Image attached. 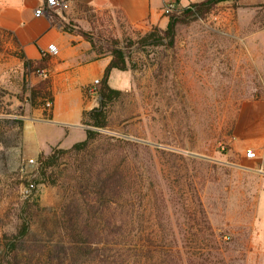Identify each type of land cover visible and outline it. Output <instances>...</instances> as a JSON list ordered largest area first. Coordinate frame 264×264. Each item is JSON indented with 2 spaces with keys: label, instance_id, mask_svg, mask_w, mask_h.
<instances>
[{
  "label": "rangeland",
  "instance_id": "obj_1",
  "mask_svg": "<svg viewBox=\"0 0 264 264\" xmlns=\"http://www.w3.org/2000/svg\"><path fill=\"white\" fill-rule=\"evenodd\" d=\"M198 1L168 15L169 23L177 19L175 31L161 40L152 38L165 35L169 23L122 34L98 26L101 51L125 47L130 68L110 82L123 93L110 105L109 125L50 169L56 182L43 178L40 155L30 173V158L15 143L7 150L0 143V252L22 225L25 203L33 234L53 228L60 237V207L78 199L89 166L98 172L125 159L144 176L148 221L166 223L168 239H196V264H264V179L242 146L263 118L264 0H224L205 15L189 13ZM95 99L99 105L100 95ZM6 130L0 125V140ZM30 182L36 187L27 197ZM163 197L158 210L155 200Z\"/></svg>",
  "mask_w": 264,
  "mask_h": 264
},
{
  "label": "crops",
  "instance_id": "obj_2",
  "mask_svg": "<svg viewBox=\"0 0 264 264\" xmlns=\"http://www.w3.org/2000/svg\"><path fill=\"white\" fill-rule=\"evenodd\" d=\"M167 1L67 0L65 8L38 13L46 0H0V125L8 128L0 143L6 150L15 143L31 159L86 139L85 111L98 105L90 87L103 78L113 54L97 49L80 29L97 35L99 25L109 34H122L126 28L166 27ZM191 1L180 0V4L187 6ZM52 43L57 53L50 51ZM39 68L46 69L49 77L40 74ZM123 71L114 68L110 82ZM34 90L45 94L37 95L36 102ZM51 97L53 107L47 110L45 101ZM262 117L242 146L246 155L250 148L257 151L252 169L264 179V110ZM258 209L264 226V189Z\"/></svg>",
  "mask_w": 264,
  "mask_h": 264
},
{
  "label": "trees",
  "instance_id": "obj_3",
  "mask_svg": "<svg viewBox=\"0 0 264 264\" xmlns=\"http://www.w3.org/2000/svg\"><path fill=\"white\" fill-rule=\"evenodd\" d=\"M221 1L224 0L194 2L186 10L205 15ZM170 15L176 16L177 13ZM176 21L174 19L169 23L165 35L152 39L161 40L169 34L173 35ZM80 31L101 51L97 35L82 29ZM113 46V59L98 88L100 103L84 114V123L89 125L87 138L69 148L54 147L49 153L42 152L39 160L45 180L56 182L55 176L49 173L50 169H54L67 153L87 149L101 135L100 129L109 125L110 105L123 93L111 85L112 71L114 68H130L127 49L120 45ZM40 94L45 95L42 90H34V102ZM118 140L131 143L128 139ZM143 186L142 172H134L132 167L126 165L125 159L111 167L105 165L98 172L89 166V171L79 180L78 199L68 200L60 207V237L56 236L57 231L53 228L48 230L46 236L31 232L30 217L27 216L30 203L27 202L20 213L23 223L18 232L11 237L5 236L1 243L0 264H196V239L182 243L168 239L166 233L171 228L166 223L148 221L147 193ZM157 200L154 206L162 209L164 197ZM207 260L203 259L202 264H208ZM214 264L223 263L215 259Z\"/></svg>",
  "mask_w": 264,
  "mask_h": 264
},
{
  "label": "built area",
  "instance_id": "obj_4",
  "mask_svg": "<svg viewBox=\"0 0 264 264\" xmlns=\"http://www.w3.org/2000/svg\"><path fill=\"white\" fill-rule=\"evenodd\" d=\"M179 4H180V0H168L166 5H165V12L166 14L170 15L171 13L177 12V10L179 9ZM68 6V2L67 0H46V5L44 7H39L37 9L38 13H42L43 11H45L46 9H55V8H65ZM50 51L52 53H57L58 52V47L56 44L52 43L49 47ZM40 74H42L45 78L49 77V73L46 69L43 70H39ZM101 79L97 78L94 83L92 84V86L90 87V91L98 96L99 95V91H98V85L100 83ZM45 107L47 110H51L53 107V100L52 99H47L45 101ZM247 157L250 159H256L258 157V153L255 149L250 148L247 151ZM31 164L33 166V168L31 167ZM37 166V162L35 161L34 158L30 159L27 163V168H24L27 170V172H34ZM36 187V182H30L26 187H25V195L27 197L32 195L33 190Z\"/></svg>",
  "mask_w": 264,
  "mask_h": 264
}]
</instances>
